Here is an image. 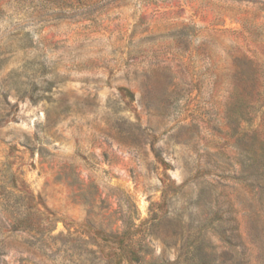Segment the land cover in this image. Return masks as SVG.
<instances>
[{"label": "rangeland", "instance_id": "rangeland-1", "mask_svg": "<svg viewBox=\"0 0 264 264\" xmlns=\"http://www.w3.org/2000/svg\"><path fill=\"white\" fill-rule=\"evenodd\" d=\"M0 264H264V0H0Z\"/></svg>", "mask_w": 264, "mask_h": 264}]
</instances>
